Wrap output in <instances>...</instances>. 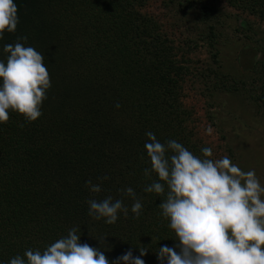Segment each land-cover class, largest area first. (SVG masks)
<instances>
[{"label":"trees","instance_id":"trees-1","mask_svg":"<svg viewBox=\"0 0 264 264\" xmlns=\"http://www.w3.org/2000/svg\"><path fill=\"white\" fill-rule=\"evenodd\" d=\"M147 1L14 0L19 24L0 40V60H6V44L35 48L45 56L51 88L35 122L10 112L0 125L3 264L28 249L43 252L73 227H80L79 242L93 248L101 247L95 239L107 237L102 250L110 264L130 248L138 256L139 246L149 249L145 264H158L156 249L175 246L160 200L144 191L149 181L143 172L150 166L146 133L161 143L176 140L197 156L201 147L193 142L180 101L187 63L159 24L141 13ZM225 2L264 20V0ZM178 8L184 17L193 12L204 26L202 38L217 65L215 10L198 0H180ZM263 68L260 95L250 92L261 106ZM218 85L227 93L239 91L234 83ZM105 176L99 195L85 187ZM128 187L142 202L139 218L129 211L107 225L88 215V200L109 195L123 198L130 209L133 201L120 191Z\"/></svg>","mask_w":264,"mask_h":264},{"label":"clouds","instance_id":"clouds-1","mask_svg":"<svg viewBox=\"0 0 264 264\" xmlns=\"http://www.w3.org/2000/svg\"><path fill=\"white\" fill-rule=\"evenodd\" d=\"M18 7L14 0H0V40L5 33H15L19 24ZM26 42L27 37L21 38ZM6 60H0V125L15 112L28 123L42 116V104L51 88L45 56L25 43L16 42L3 47ZM120 105L116 104V108ZM144 149L149 167L144 188L160 200V215L167 220L175 234V246L156 249L158 264H264V184L255 170L245 171L228 156L213 158L209 147L199 156L182 143L168 140L161 143L152 132L146 133ZM87 181L85 187L94 195L102 192V182ZM122 197L133 201L129 209L123 198L90 199L88 215L113 225L129 211L139 218L143 205L136 192L128 187L120 190ZM101 247L81 244L80 227L46 249H28L23 257L17 255L7 264H110ZM102 245L104 247H102ZM131 248L111 264H145L149 249ZM3 264V262H0Z\"/></svg>","mask_w":264,"mask_h":264},{"label":"rangeland","instance_id":"rangeland-1","mask_svg":"<svg viewBox=\"0 0 264 264\" xmlns=\"http://www.w3.org/2000/svg\"><path fill=\"white\" fill-rule=\"evenodd\" d=\"M179 1L148 0L141 13L159 24L187 63L180 101L193 142L211 148L214 159L226 155L243 170H255L264 184V106L250 95L259 96L263 85L258 79L264 66V20L225 0H198L215 10V65L202 38L204 26L196 24L193 12L182 16ZM219 80L239 91L225 92Z\"/></svg>","mask_w":264,"mask_h":264}]
</instances>
